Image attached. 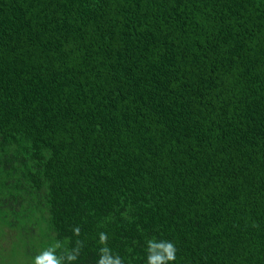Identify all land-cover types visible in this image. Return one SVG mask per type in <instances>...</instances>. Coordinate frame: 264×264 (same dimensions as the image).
Segmentation results:
<instances>
[{"label":"trees","instance_id":"1","mask_svg":"<svg viewBox=\"0 0 264 264\" xmlns=\"http://www.w3.org/2000/svg\"><path fill=\"white\" fill-rule=\"evenodd\" d=\"M46 256L264 264V0H0V264Z\"/></svg>","mask_w":264,"mask_h":264},{"label":"clouds","instance_id":"2","mask_svg":"<svg viewBox=\"0 0 264 264\" xmlns=\"http://www.w3.org/2000/svg\"><path fill=\"white\" fill-rule=\"evenodd\" d=\"M165 251L167 253L165 259L167 260H175V247L174 245L169 242L165 248ZM153 260H160L161 258L160 257H154L152 258ZM35 261L37 262V264H54V261L52 260L51 257H36L35 258Z\"/></svg>","mask_w":264,"mask_h":264}]
</instances>
